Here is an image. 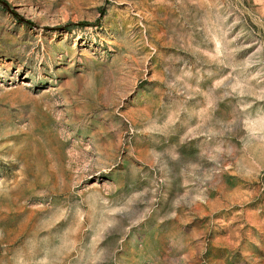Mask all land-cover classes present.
Instances as JSON below:
<instances>
[{"label": "rangeland", "instance_id": "1", "mask_svg": "<svg viewBox=\"0 0 264 264\" xmlns=\"http://www.w3.org/2000/svg\"><path fill=\"white\" fill-rule=\"evenodd\" d=\"M0 264H264V0H0Z\"/></svg>", "mask_w": 264, "mask_h": 264}]
</instances>
